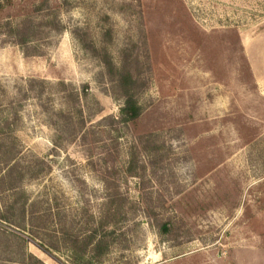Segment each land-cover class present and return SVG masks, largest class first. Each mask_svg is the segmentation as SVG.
Here are the masks:
<instances>
[{"label":"rangeland","instance_id":"obj_1","mask_svg":"<svg viewBox=\"0 0 264 264\" xmlns=\"http://www.w3.org/2000/svg\"><path fill=\"white\" fill-rule=\"evenodd\" d=\"M113 196L92 264H264V0H0V264H73Z\"/></svg>","mask_w":264,"mask_h":264},{"label":"trees","instance_id":"obj_2","mask_svg":"<svg viewBox=\"0 0 264 264\" xmlns=\"http://www.w3.org/2000/svg\"><path fill=\"white\" fill-rule=\"evenodd\" d=\"M33 39V36L24 33L21 35L19 43L25 45ZM103 64L108 75L114 79V83L123 87L124 90L126 89L123 93L124 102L119 111V121L122 123H128L135 120L140 115L141 108L138 105L137 100L133 97V94L129 92V86L132 82L130 74L126 73L118 76L119 73L109 59L104 58ZM82 90L83 93L86 94L88 92V86L83 85ZM115 202L116 200L114 196L110 197L105 211L102 212L99 217L98 224L93 228H87L83 232V236L73 238V246L71 249L73 254V264H92L93 260L99 259L108 253L111 245L108 237L113 234L116 228L114 217L118 210L116 208L117 206L115 207ZM0 217L7 220V217L4 214H1ZM108 228H111V230H107ZM79 243L81 245L77 248Z\"/></svg>","mask_w":264,"mask_h":264}]
</instances>
